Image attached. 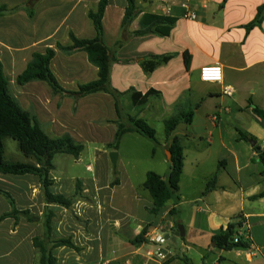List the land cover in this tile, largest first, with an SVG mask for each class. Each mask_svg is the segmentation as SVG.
I'll return each instance as SVG.
<instances>
[{"label": "crops", "instance_id": "0c3cea01", "mask_svg": "<svg viewBox=\"0 0 264 264\" xmlns=\"http://www.w3.org/2000/svg\"><path fill=\"white\" fill-rule=\"evenodd\" d=\"M25 1L0 0V7L10 9ZM98 1L40 0L32 18L23 10L0 15V53L15 58L17 53L31 49L28 63L32 53L50 48L55 52L52 60L73 61L65 73L70 79L83 75L87 78L76 83L94 80L97 69L88 63L85 53L67 56L55 45L69 44V31L77 38L94 37L87 11L95 10ZM134 2L139 15L126 29L124 40L121 25L126 2L108 0L102 17L105 45L112 49L121 43L115 51L118 62L111 66L110 84L119 93L129 90L142 96L151 93L138 111L130 106L129 115L141 118L151 127L154 123L163 126V138L156 139L152 152L156 155L159 150L165 154L164 168L161 173L154 172L157 175L166 177L169 172L168 147L172 142L175 140L181 147L179 202L175 205L170 200L156 215L150 212L153 202L142 184L146 173L153 171L143 172L136 183L121 166L118 178L112 181L108 154H119L122 141L138 134H124L116 151L108 147L114 139L117 117L113 100L103 93L77 101L52 94L50 103L35 101L29 107L18 100L24 110L36 116L47 135L68 134L82 144L77 161L85 150L93 160L78 177L70 174L68 177L62 172L55 176L54 166L49 172L52 194L71 198L76 192V182L80 184L81 197L70 208L47 206L39 179L31 174L0 173V190L11 196L18 211H29L39 219L45 208L53 212L51 239H70L78 249L64 246L52 249L55 264H184L181 257L191 264H264V197L254 198L264 191V175L256 151L258 148L264 152V120L252 112L253 106L264 111V19L258 27L249 31L244 28L253 21L264 0H169L168 16H163L150 0ZM184 3L195 14L194 20L183 17ZM142 16L167 17L174 24L166 36L154 33L135 36L133 32L139 30ZM150 24L146 19L142 29ZM43 42V48L32 50ZM152 57H167V61L145 73L141 63L152 61ZM213 64L221 66L222 81L201 82L200 68ZM41 84L46 85L33 82L19 87ZM227 87L232 89V97L223 94ZM71 105L76 106L75 112ZM190 110L191 121L180 123L166 138L164 122L182 117ZM195 125L202 126L201 131ZM239 132L252 136L255 148L249 140H241ZM96 159L103 164L97 166ZM24 162L29 160L24 158ZM214 177L213 187L206 191ZM111 182L117 183L111 187ZM173 208L175 214L171 216ZM10 211L9 202L0 195V216ZM176 222L184 227L183 238L172 234ZM228 226H235L237 234L249 241L247 249L225 251L212 245L213 235ZM152 231L165 239L169 235L160 248L162 258L157 257L156 247L146 240V234ZM42 234L40 222L30 223L24 218L17 223L12 218L2 220L0 264H37L32 240Z\"/></svg>", "mask_w": 264, "mask_h": 264}, {"label": "trees", "instance_id": "16d2710c", "mask_svg": "<svg viewBox=\"0 0 264 264\" xmlns=\"http://www.w3.org/2000/svg\"><path fill=\"white\" fill-rule=\"evenodd\" d=\"M40 0H26L22 5L8 9L6 6L0 7V15L5 13H14L23 10L28 18L33 17V11L36 3ZM126 7L122 20V39H126V29L132 21L139 15V10L134 0H124ZM226 1V0H224ZM108 0H99L95 10L87 11V18L94 29L93 38H77L73 32H68L69 44L62 45L57 43L55 49L69 56L76 52H83L87 56V61L97 69L96 78L89 82L76 83L75 90H66L60 86L55 75L51 71L50 64L55 56L54 50L48 48L44 52H34L31 54L30 61L24 70L17 75L15 82L18 86H24L33 82H43L51 90L53 95L70 98L73 101L85 98L87 96L103 93L111 97L114 103V111L117 117L115 122L116 132L112 144L108 147L114 151L118 148L121 137L126 133H136L154 143H157L154 129L144 120L137 116H130V106L138 111L147 102L151 93L142 96L139 93L129 90L125 93H119L111 87L110 70L118 60L115 57L116 49L121 45L117 43L112 49L108 48L103 41L102 17L107 6ZM148 19L151 24L143 28L144 21ZM264 19V3L257 10L251 23L244 28L246 31L261 25ZM174 20L162 16H142L139 21V30L133 32L135 36H141L148 33H154L161 36L169 34ZM152 27H155L152 30ZM162 28L159 30V28ZM152 61L141 63L145 73H151L161 64L166 63L167 57H152ZM157 95V94H155ZM125 103V107H123ZM122 107V109H121ZM253 114L264 120V111L252 107ZM193 112L190 110L182 117H172L164 122L165 136L170 134L180 123H189ZM239 138L247 141L254 139L252 136L239 132ZM4 139H11L17 143L19 152L29 162L7 161L4 158ZM83 150L80 143L75 142L68 134L60 137L47 135L41 128V124L36 116L27 110H24L17 99L11 94L10 84L5 76L3 65L0 62V173L3 175H26L31 174L39 179L41 190L43 191L45 204L58 205L66 209L70 208L76 198L81 197V186L76 182V192L71 198H65L62 195H55L49 192L52 181L49 178V172L53 169L52 159L55 155L64 154L77 159ZM170 153V167L166 177H161L154 172H147L142 188L148 192L153 207L150 212L153 215L159 213L161 208L168 201H173L176 205L179 202L178 184L183 168V154L179 144L174 140L168 147ZM258 160L262 166L261 174L264 175V152L258 154ZM31 161V162H30ZM215 182V177L209 182L206 191H209ZM117 182H111L110 186ZM0 195L5 197L10 204L11 211L0 216V222L6 218L14 219L15 223L20 218H24L30 223H41L43 234L41 237L32 240L33 247L37 253V264H55V258L51 250L57 247H68L78 250L70 239L53 240L50 237L51 221L54 214L51 210L45 208L43 216L39 219L29 211H18L14 206L11 196L2 190ZM264 197V191L254 198ZM174 208L170 210V215L174 216ZM237 239L235 243L234 240ZM137 241L144 243L141 238ZM212 242L216 248L229 251L234 249H247L249 241L243 236H239L235 231V226H228L225 230H219L212 237ZM184 264H191L190 261L181 257ZM222 261V259H221Z\"/></svg>", "mask_w": 264, "mask_h": 264}, {"label": "rangeland", "instance_id": "374dc122", "mask_svg": "<svg viewBox=\"0 0 264 264\" xmlns=\"http://www.w3.org/2000/svg\"><path fill=\"white\" fill-rule=\"evenodd\" d=\"M44 42L42 44L36 45L33 47L32 50L43 48ZM31 49L26 50L24 53L20 52L17 53L15 58H6V54L2 55L0 53V62L3 63V68L7 79L9 80L10 84V91L11 94L18 100L21 101L22 105L25 107H29L32 104H35V101H41L43 103H50L51 102V90L46 87V85H38L37 87H33L28 85L27 87L20 88L15 83L16 75L22 70L24 65L27 63L29 59V54ZM28 54V55H27ZM73 61H61L58 58L52 60L50 68L53 74L55 75L58 83L61 87L66 90H71L72 86L74 87L75 83L79 80H84L85 76L80 75L77 79H70L65 73L66 68L69 67L71 69V64ZM63 71V72H62ZM61 97V96H60ZM58 98V97H57ZM61 100V99H58ZM88 103V102H87ZM71 109L75 112L76 106L71 105ZM122 109V107H121ZM113 110V105H112ZM201 127L199 125H195V129H199L201 131ZM152 128L155 130L156 139L162 140L163 138V126L154 123ZM139 136V137H138ZM138 136H129L126 137L121 145L119 154L117 153V161L115 167L112 166L109 160L108 154V165H109V173L112 178V181L118 178V174L121 166H124L126 170L129 172V176L133 178L134 182H138L141 180L139 177L145 171H153L161 173L162 169L164 168L162 165V160L165 157L161 151H157L156 155H153L154 146L156 143L138 135ZM4 158L7 161H14V162H24L23 155L19 152L17 143L11 139H4ZM86 150L84 151L82 158L80 161H77L72 156L69 155H56L53 157L52 164L55 167V176L59 175V172H62L63 175H73L75 177L81 176L84 174L85 166L88 163H93L91 158L89 159ZM23 158V159H22ZM102 159L100 158V161ZM98 159H96V165L100 166L101 163ZM95 165V163H94ZM166 242V241H165Z\"/></svg>", "mask_w": 264, "mask_h": 264}, {"label": "built area", "instance_id": "2783aa9c", "mask_svg": "<svg viewBox=\"0 0 264 264\" xmlns=\"http://www.w3.org/2000/svg\"><path fill=\"white\" fill-rule=\"evenodd\" d=\"M152 3L156 4L163 16H168L171 13V6L169 0H150ZM183 9L186 10L183 17L187 20H194L195 14L188 10L187 5L184 3L181 5ZM199 79L201 82L206 83H220L222 81V68L218 64L203 66L199 70ZM223 94L227 97H232L233 91L231 88L227 87L223 89ZM146 240L148 243L156 247L155 254L157 257L162 258V251L160 248L165 244L166 239L162 234H158L154 231L146 234ZM237 242V239L234 240Z\"/></svg>", "mask_w": 264, "mask_h": 264}, {"label": "water", "instance_id": "95a60500", "mask_svg": "<svg viewBox=\"0 0 264 264\" xmlns=\"http://www.w3.org/2000/svg\"><path fill=\"white\" fill-rule=\"evenodd\" d=\"M248 143L250 144V146L252 148H255L256 146V142L254 140H249ZM257 153H260L261 151L256 148ZM168 155L170 156V154L168 153ZM109 160L110 163L112 164L113 167H115L116 165V161H117V153L116 152H110L109 154ZM175 237L177 238H183L184 237V227L180 222H176L173 224V233H172ZM169 238V235L166 236V239ZM214 246V244H212Z\"/></svg>", "mask_w": 264, "mask_h": 264}]
</instances>
